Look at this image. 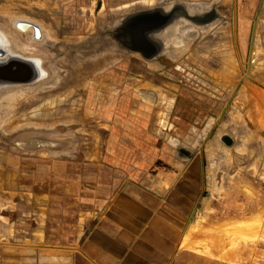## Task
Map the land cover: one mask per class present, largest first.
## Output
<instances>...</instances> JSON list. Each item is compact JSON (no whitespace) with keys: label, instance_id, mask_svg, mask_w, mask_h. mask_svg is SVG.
Masks as SVG:
<instances>
[{"label":"rangeland","instance_id":"obj_1","mask_svg":"<svg viewBox=\"0 0 264 264\" xmlns=\"http://www.w3.org/2000/svg\"><path fill=\"white\" fill-rule=\"evenodd\" d=\"M222 1L0 0V33L22 46L27 44L24 38L10 36L12 23L19 19L44 23L50 32L47 46L52 49L46 56L56 66L45 84L36 80L17 88L0 83V189L6 209L24 206V210L14 211L19 220L42 217L27 208L34 206L36 210L43 205V197L35 194L50 191L54 235L64 231L76 241L87 230L91 210L97 209L91 189L106 188L105 181L97 184L91 178L105 173L106 167L85 163L90 154L83 143L78 150L72 147L62 153L49 147L65 144L66 131L72 135V129L89 127L81 116L66 117L62 110L65 103L58 100L66 85L59 80L60 45L75 44L74 36H65L67 31L93 32L102 38L100 50H106L113 45L109 36L114 35L113 61L116 66L130 68V86L138 88V82H145L160 96H178L172 112L174 116L180 113V119L173 117L170 124L167 115V122L161 124L167 130L164 143L171 134L179 140L178 168L168 164L171 152L167 149L161 163L164 172L172 168L181 178L174 183L179 201H173L185 218L182 239L194 249L220 257L222 252H232L238 264H264V20L242 14L246 9L243 5ZM211 13L215 18L206 22L203 17ZM158 14H168L164 21L170 20L164 28L135 21ZM168 24L176 27L173 37L164 39L173 44L160 53L150 34ZM20 28L27 29V25L20 23ZM128 36L130 41H126ZM146 58L156 60L157 66L148 64ZM76 105L74 102L73 107ZM191 110L195 115L193 133L188 132L190 118L185 115ZM66 122L73 128L66 127ZM87 134L78 133L77 139L84 142L81 138ZM205 158L218 162L212 182L207 180ZM188 167L190 171H186ZM186 172L192 181L180 177ZM148 183L161 184L159 190L170 198L176 192L165 181ZM218 227L227 228L225 238L223 233L216 236ZM215 237L218 245L211 242Z\"/></svg>","mask_w":264,"mask_h":264},{"label":"crops","instance_id":"obj_2","mask_svg":"<svg viewBox=\"0 0 264 264\" xmlns=\"http://www.w3.org/2000/svg\"><path fill=\"white\" fill-rule=\"evenodd\" d=\"M230 2L245 6L242 14H249L251 18L257 15V19L264 20V0ZM167 15L158 14L154 17L158 22H163ZM147 17L151 16L138 17L135 21L146 23L144 19ZM214 18L215 13L203 17L209 20ZM20 23L27 25L26 31L20 28ZM151 24L154 23L148 21L146 25ZM168 27L169 24L166 28ZM156 31V37L151 36L150 39L153 38L152 42L162 53L173 41L164 39L166 37L161 35L163 30ZM10 36L22 37L27 44L20 46L15 43L14 38L6 40L7 35L5 37L0 33V65L9 62L14 68L24 65L32 71V78L29 81L0 83L17 88L32 85L36 80L37 83L45 84L56 67L46 56L52 52L46 42L50 37L47 27L35 19H19L12 23ZM65 36H74L76 40L75 44L60 45L62 60L59 80L66 83L58 94L59 102L65 103V107L60 109L63 108L66 117L81 116L89 127L72 129V135L66 131L65 144L49 147L57 148L62 153L72 147L78 150V145L82 146L80 143L85 144L84 148L90 154L85 163L97 166L102 164L106 167L105 173H97L91 180L97 184L100 180L105 181L103 186L106 188L97 186L96 189H91L97 209L92 208L91 220L86 221L87 230L76 241H71L64 231H59L57 236L52 232L55 228L51 227L52 219L49 215L52 213L51 204H48L49 197L52 196L50 191L35 194L43 197V205L36 206V210L34 206L27 208L28 212L41 213L42 217L32 216L19 220L14 211H22L24 206L16 204L15 208L11 205V208L6 209L1 198L3 190L0 189V264H238L237 259L228 261L219 254L213 256L189 247L190 242L182 239L180 230L181 225H185V218L180 214L182 209L175 203L179 201V192L177 183L174 185L181 178H177L178 171H173L172 168L164 172L161 163L164 149H167L171 152L168 164L178 168L177 154L181 149L178 146L179 140L171 134L164 143V132L167 130L161 126L163 120L167 122V115L169 123L173 117L180 119V113L174 116L172 112L177 108L178 96L173 99L160 96L156 88L145 86L148 85L145 82H138V88L130 86V68L127 70L125 66H116L113 61L114 35L109 36L113 45L106 50H100L102 38L95 37L93 32L83 35L72 30L67 31ZM78 36L81 39L77 40ZM129 38L128 36L126 41H130ZM83 43H86L85 47ZM8 46L10 52H7ZM146 61L148 64H157L156 60L149 58ZM136 79L141 81V77ZM51 99L54 97L49 100ZM74 102L77 103L74 106L76 108L73 107ZM185 115L190 118L186 122L190 130L188 132L193 133L195 115L192 110ZM71 122H66V127H71L68 125ZM78 133L89 134L81 138L85 143L77 139ZM216 147L211 145L210 148ZM117 150H122V153ZM186 151L189 153L187 148ZM192 161L187 166L190 167ZM204 164L209 168H206L209 170L206 179L214 181L215 174L212 175V172L215 173L218 162L205 158ZM189 167L186 171H190ZM180 177L193 180L189 172ZM157 181L168 182L171 191L176 190L171 198L170 194L159 190L162 188L159 186L161 184L148 183ZM181 196L189 195L181 193ZM32 220L36 223L30 222Z\"/></svg>","mask_w":264,"mask_h":264},{"label":"flooded vegetation","instance_id":"obj_3","mask_svg":"<svg viewBox=\"0 0 264 264\" xmlns=\"http://www.w3.org/2000/svg\"><path fill=\"white\" fill-rule=\"evenodd\" d=\"M150 18H152L153 20L151 21L152 23H159L157 20V18H155L154 16H151ZM147 20L144 19V21L148 22V18H146ZM143 20V19H142ZM155 20V21H154ZM174 25L169 26L168 28H166L165 30L161 31V35H163L164 37H172L173 36V31L175 30ZM23 31H26L27 29H22ZM170 35V36H169ZM150 36L152 37H156V33H152ZM12 68H8V67H2L0 66V81H7V82H13V81H29V79L32 78V71L28 68V67H24V65H21L23 67H17L14 68L13 64Z\"/></svg>","mask_w":264,"mask_h":264},{"label":"bare ground","instance_id":"obj_4","mask_svg":"<svg viewBox=\"0 0 264 264\" xmlns=\"http://www.w3.org/2000/svg\"><path fill=\"white\" fill-rule=\"evenodd\" d=\"M148 18V21H152L153 19L152 18H150V17H147ZM145 20H147V19H145ZM155 21V20H154ZM11 62H9V63H6V64H4V65H0V66H2V67H8V68H12V65L10 64ZM19 67H21V65H19ZM0 76H2V75H0ZM48 100V99H47ZM50 112V111H49ZM56 116V115H55ZM256 215V214H255ZM258 217V216H257ZM250 220V219H249ZM248 220V221H249ZM256 220V219H255ZM251 221V220H250ZM257 221V220H256ZM256 225V224H255ZM248 225H246V227H247ZM238 228V227H237ZM217 230L219 231V232H217L218 234L216 235V236H219V235H222V233H223V235H222V237H224V233L226 232V230H227V228L225 227V228H223V227H218L217 228ZM245 230V229H244ZM256 230V229H255ZM261 230V229H260ZM246 231V230H245ZM245 231H242V232H245ZM232 232V231H231ZM256 232V231H255ZM260 232V231H259ZM214 234H215V232H213ZM238 233H239V231H238ZM264 233V232H263ZM232 235H234V234H232ZM239 235V234H238ZM251 235V234H250ZM261 235H262V233H261ZM235 237V236H234ZM225 238V237H224ZM208 240V239H207ZM225 241V240H224ZM223 241V242H224ZM211 242L213 243V244H215V243H217V245H218V243H220L219 242V240H218V238H213L212 240H211ZM215 242V243H214ZM231 242V241H230ZM230 242H229V245H230ZM188 245V244H187ZM234 245V244H233ZM228 246V245H227ZM189 247H195L193 244H190L189 243ZM207 251H209V249H207ZM220 255H221V258H224V259H226V260H230V261H234V259H233V257H232V252L230 253V252H227V253H224V252H222V253H220ZM214 256V255H213Z\"/></svg>","mask_w":264,"mask_h":264},{"label":"water","instance_id":"obj_5","mask_svg":"<svg viewBox=\"0 0 264 264\" xmlns=\"http://www.w3.org/2000/svg\"><path fill=\"white\" fill-rule=\"evenodd\" d=\"M169 20H170V19H169ZM208 20H209V19H207L206 22H208ZM167 21H168V20H167ZM167 21H163L162 23H159V25L151 24L150 26H151V27H156V26H157V28H164V27H165V24H166ZM203 22H205V21H203Z\"/></svg>","mask_w":264,"mask_h":264}]
</instances>
